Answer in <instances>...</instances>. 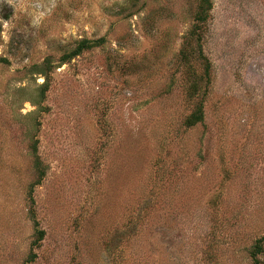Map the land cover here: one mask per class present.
<instances>
[{"label":"rangeland","instance_id":"obj_1","mask_svg":"<svg viewBox=\"0 0 264 264\" xmlns=\"http://www.w3.org/2000/svg\"><path fill=\"white\" fill-rule=\"evenodd\" d=\"M211 3L0 0V264H255L264 0Z\"/></svg>","mask_w":264,"mask_h":264},{"label":"trees","instance_id":"obj_2","mask_svg":"<svg viewBox=\"0 0 264 264\" xmlns=\"http://www.w3.org/2000/svg\"><path fill=\"white\" fill-rule=\"evenodd\" d=\"M211 9H212L211 0H202V4L200 6L199 13L197 15L198 23L195 26V30L194 31H197L195 33L199 34V32H200V35L202 34V32L204 31V29L206 27L205 24L207 23L209 12L211 11ZM199 40H201V39L199 38ZM103 42H104L103 39L102 40H97L95 42L85 41L83 44H81L78 47V49H76V51L74 53L69 55L67 57V59H70V58H72L74 56H77L83 50L93 48V47H95L97 45L102 44ZM199 43H200L199 44V48H200V51L202 53V44H201V42H199ZM203 119H204L203 108H202V106H200L197 111H195L194 113H192L190 115V118L188 119V125L189 126H194V125H196L198 123H201L203 121ZM40 166H41V161H40V159L37 158L36 167H37V173L39 175V181L38 182H40L41 177H44V175H45V172L40 170V168H41ZM263 251H264V239H262V240L258 241L257 243H255V245L252 248L251 258L253 259L255 264H259L258 256Z\"/></svg>","mask_w":264,"mask_h":264}]
</instances>
